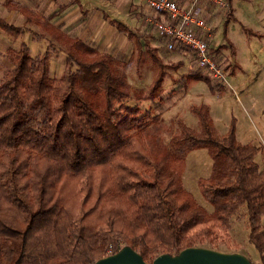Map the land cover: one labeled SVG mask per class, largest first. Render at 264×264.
<instances>
[{
    "label": "trees",
    "instance_id": "16d2710c",
    "mask_svg": "<svg viewBox=\"0 0 264 264\" xmlns=\"http://www.w3.org/2000/svg\"><path fill=\"white\" fill-rule=\"evenodd\" d=\"M8 3L39 23L24 5ZM114 24L159 66L146 90L128 88L111 64L117 60L81 40L76 43L95 56L70 53L59 78L51 76L50 51L31 56L23 42L17 64L0 82V264H93L111 246L114 253L125 245L152 262L163 253L218 244L242 209L264 264V165L255 160L261 147L240 143L233 124L219 135L202 104L192 105L199 130L180 122L170 145L146 142L142 132L160 116L151 117L141 102L161 100L168 67L184 62L164 63L165 37L154 46ZM0 27L15 37L25 30L4 17ZM212 52L219 56L218 47ZM225 67L234 72L232 62ZM192 78L215 91L209 75L194 70ZM200 148L213 160L210 175L198 179L212 212L182 180L188 153Z\"/></svg>",
    "mask_w": 264,
    "mask_h": 264
},
{
    "label": "rangeland",
    "instance_id": "374dc122",
    "mask_svg": "<svg viewBox=\"0 0 264 264\" xmlns=\"http://www.w3.org/2000/svg\"><path fill=\"white\" fill-rule=\"evenodd\" d=\"M134 5L127 16L134 19L133 25L135 26L142 22V18L138 14L139 4ZM4 6L5 0H0L1 16L5 14ZM232 6L234 9L232 17L221 10L213 19L216 32L213 45L218 47L219 58L223 65H226L228 61L233 63L234 72L229 73L231 86H220L213 81L215 91L211 92L204 80L192 78L194 70H191L192 65L189 64L186 55L180 51H168L166 46L160 48L159 54L165 64L170 65L180 61H183L184 64L178 69L168 67L169 74L165 81L161 100L141 102L143 110L150 112L151 117L160 116L158 121H153L155 128L145 130L142 134L146 142L156 138L168 146L172 136L178 133L180 122H185L196 130L200 129L198 117L193 112L192 105H208L215 131L219 135H225L233 124L240 143H250L261 147L255 160L260 166H263L264 36L249 34L246 29L264 32V0H232ZM20 20L17 22L21 23L23 19L20 18ZM225 21H227L226 24ZM80 24L79 29L73 30L67 35L61 30L57 32L54 31L55 29H48L44 25L33 23L29 25L31 30L26 31L20 38L0 28V82L3 80L6 70L17 64L18 51L23 41L26 42L28 53L31 56L50 51L51 76L59 78L64 72L66 59L70 53H76L81 57L87 53L90 57L95 56V53H91L76 43L81 40L97 49L102 55H112L117 60L111 63L112 66L115 65L116 69L124 74L127 86L132 91L146 90L149 87L158 73L159 66L145 50L139 54L133 39L129 38L126 33L117 38L114 32L113 34L107 32V40L95 41L91 39L90 30L85 27V19H82ZM51 31L55 32L57 36L53 35ZM83 33L86 37L83 36ZM225 33L227 38H225ZM78 36H81L82 39L76 38ZM149 36L148 40L153 45L165 44V39L162 43V36L153 28ZM143 39L146 38L143 37ZM228 40L235 47L236 54L234 56L231 54ZM232 87L242 94V102H239ZM132 102L129 101V103ZM212 164L213 160L207 148L192 150L186 157L185 171L182 176L185 188L209 212L213 211V206L202 195L198 179L210 175ZM248 234L246 210L242 209L233 218L228 236L216 245L205 243L199 246L224 253H240L255 264H260L261 255L249 241Z\"/></svg>",
    "mask_w": 264,
    "mask_h": 264
},
{
    "label": "built area",
    "instance_id": "2783aa9c",
    "mask_svg": "<svg viewBox=\"0 0 264 264\" xmlns=\"http://www.w3.org/2000/svg\"><path fill=\"white\" fill-rule=\"evenodd\" d=\"M146 9L138 13L145 24L165 37L169 51H180L189 59L191 70L202 72L218 85L230 87L229 72L212 52L215 37L214 17L223 10L228 15V0H145ZM233 89V87H232ZM235 95L236 91L233 89ZM112 252V246L109 253Z\"/></svg>",
    "mask_w": 264,
    "mask_h": 264
},
{
    "label": "crops",
    "instance_id": "0c3cea01",
    "mask_svg": "<svg viewBox=\"0 0 264 264\" xmlns=\"http://www.w3.org/2000/svg\"><path fill=\"white\" fill-rule=\"evenodd\" d=\"M15 2L24 5L26 9L30 11L31 17L36 16L39 20L37 24L52 29L47 26V23H49L52 25L53 29H55L54 31L60 32L61 30V32H65L67 35L73 30L79 29L82 19H85V27L87 30H90L91 39L95 41L99 39L107 40V32L112 34L114 32L117 38L125 33L119 27L115 26L114 21L124 23L129 29L145 37V40L150 38L149 33L153 28L152 25L145 24L143 21L134 26V19L127 16L134 4V6L139 4L138 6L140 7H138V10H148L145 0H15ZM4 10L5 14L2 16L0 15V17L6 18V20L12 24L19 23L17 21H21L20 18L23 19L18 26L24 27L25 30L20 33L17 38L24 35L26 31L31 30L29 25L35 23L32 18L25 15L23 10L16 8L13 3L9 4L8 0H5ZM88 19H91V21H88ZM0 28L9 33L2 27ZM51 33L57 35L55 32L51 31ZM261 33L264 35V32ZM83 36L86 37L85 33H83ZM76 38L82 39L81 36ZM236 93L239 102H242V94H240L237 89ZM260 264H263L262 259Z\"/></svg>",
    "mask_w": 264,
    "mask_h": 264
},
{
    "label": "water",
    "instance_id": "95a60500",
    "mask_svg": "<svg viewBox=\"0 0 264 264\" xmlns=\"http://www.w3.org/2000/svg\"><path fill=\"white\" fill-rule=\"evenodd\" d=\"M93 264H255L240 253H224L211 248L192 246L178 254L163 253L152 262L144 259L142 254L129 245L96 260Z\"/></svg>",
    "mask_w": 264,
    "mask_h": 264
}]
</instances>
